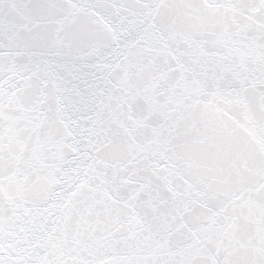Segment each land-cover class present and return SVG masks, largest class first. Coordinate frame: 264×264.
<instances>
[{"label": "snow or ice", "instance_id": "snow-or-ice-1", "mask_svg": "<svg viewBox=\"0 0 264 264\" xmlns=\"http://www.w3.org/2000/svg\"><path fill=\"white\" fill-rule=\"evenodd\" d=\"M0 264H264V0H0Z\"/></svg>", "mask_w": 264, "mask_h": 264}]
</instances>
